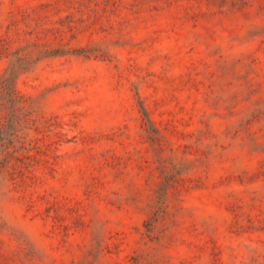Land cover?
Listing matches in <instances>:
<instances>
[{"label":"rangeland","instance_id":"1","mask_svg":"<svg viewBox=\"0 0 264 264\" xmlns=\"http://www.w3.org/2000/svg\"><path fill=\"white\" fill-rule=\"evenodd\" d=\"M0 264H264V0H0Z\"/></svg>","mask_w":264,"mask_h":264},{"label":"trees","instance_id":"2","mask_svg":"<svg viewBox=\"0 0 264 264\" xmlns=\"http://www.w3.org/2000/svg\"><path fill=\"white\" fill-rule=\"evenodd\" d=\"M1 146L3 145V144H0Z\"/></svg>","mask_w":264,"mask_h":264}]
</instances>
